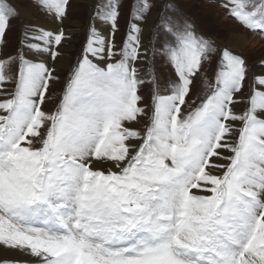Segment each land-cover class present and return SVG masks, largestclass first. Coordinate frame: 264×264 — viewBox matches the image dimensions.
<instances>
[{
    "label": "snow or ice",
    "instance_id": "6c2138e0",
    "mask_svg": "<svg viewBox=\"0 0 264 264\" xmlns=\"http://www.w3.org/2000/svg\"><path fill=\"white\" fill-rule=\"evenodd\" d=\"M31 3L56 27L3 54L0 0V264H264V74L177 0H98L66 64L72 0ZM216 6L264 37V0Z\"/></svg>",
    "mask_w": 264,
    "mask_h": 264
},
{
    "label": "rangeland",
    "instance_id": "374dc122",
    "mask_svg": "<svg viewBox=\"0 0 264 264\" xmlns=\"http://www.w3.org/2000/svg\"><path fill=\"white\" fill-rule=\"evenodd\" d=\"M87 0H72L71 6L68 9L67 19L68 23L64 24V29L66 34L71 36L70 45L73 49L70 50L71 62L75 61L77 53L80 51L82 44L85 39V32L89 23V15L93 10V6L98 2V0H88L89 6L86 4ZM18 8L19 12L21 8H29L30 5L40 14V17L52 19L51 16H46L42 14L36 7L31 3V0H10ZM180 7L186 17H188L192 22H194L196 28L200 33H203L207 37L213 38L218 45L221 47H228L227 42L231 35L234 34H246L248 43L244 46L243 50H232L238 52L243 56L249 67L250 78L253 75L259 74L255 69L262 61H264V37L254 34L241 26H239L233 19L226 18L225 10L223 8L217 7L215 0H177ZM31 8V7H30ZM33 13V12H32ZM34 16V15H33ZM36 19L38 17L34 16V19L25 24L23 17L20 15L19 18L12 21V30L8 33V45L3 54L15 53L19 39L21 37L22 31L30 26H37ZM128 19L127 6L123 9V17L120 21L121 33L117 39L123 37V32ZM65 22V21H64ZM69 30L70 32H68ZM256 40H260L256 44ZM212 67H215V60L213 61ZM209 83H212V73H208ZM61 85H57L56 89L52 93V100L50 101V106L59 98V93L61 92ZM210 89H204L202 87L201 81H196L193 87V96L197 93L203 94L205 91ZM145 96L148 95L147 90L143 93ZM241 109H238L240 111ZM139 127H143L140 125Z\"/></svg>",
    "mask_w": 264,
    "mask_h": 264
},
{
    "label": "bare ground",
    "instance_id": "6f19581e",
    "mask_svg": "<svg viewBox=\"0 0 264 264\" xmlns=\"http://www.w3.org/2000/svg\"><path fill=\"white\" fill-rule=\"evenodd\" d=\"M87 5L89 6V2L90 1H86ZM218 2V0H215L216 4ZM31 7V8H30ZM29 8H21L20 9V15L23 17L25 24H27L28 22L30 23L31 20L34 19L35 17H38V19H36V25L37 26H41L44 28H55L56 25L53 23L52 19L49 18H44L43 16L40 17V14L35 11V9H33V7L30 5ZM33 12V13H32ZM34 15V16H33ZM65 22H63L64 24L68 23V20H64ZM63 24V26H64ZM66 31V30H65ZM68 32H70L69 30H67ZM256 44L259 43L260 40H256ZM248 43V39H247V35L246 34H234L231 35L228 42L226 43L227 46L235 49V50H243L244 46ZM73 49V46H71L70 44H68L65 48V53H66V64L71 62V56H70V50ZM255 69L258 71L259 74H264V67L261 66V64H259L257 67H255ZM49 104H51V102L49 101ZM19 257H15L12 256L10 254H6L2 251H0V259H18Z\"/></svg>",
    "mask_w": 264,
    "mask_h": 264
}]
</instances>
